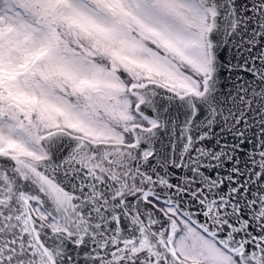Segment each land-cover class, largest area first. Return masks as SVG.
Instances as JSON below:
<instances>
[{"label":"snow or ice","instance_id":"6c2138e0","mask_svg":"<svg viewBox=\"0 0 264 264\" xmlns=\"http://www.w3.org/2000/svg\"><path fill=\"white\" fill-rule=\"evenodd\" d=\"M0 264H264V0H0Z\"/></svg>","mask_w":264,"mask_h":264}]
</instances>
